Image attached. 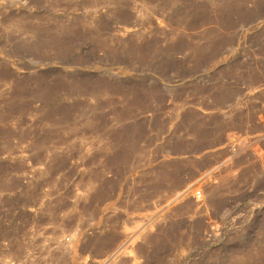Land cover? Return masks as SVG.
Instances as JSON below:
<instances>
[{"label": "rangeland", "instance_id": "374dc122", "mask_svg": "<svg viewBox=\"0 0 264 264\" xmlns=\"http://www.w3.org/2000/svg\"><path fill=\"white\" fill-rule=\"evenodd\" d=\"M0 264H264V0H0Z\"/></svg>", "mask_w": 264, "mask_h": 264}, {"label": "built area", "instance_id": "2783aa9c", "mask_svg": "<svg viewBox=\"0 0 264 264\" xmlns=\"http://www.w3.org/2000/svg\"><path fill=\"white\" fill-rule=\"evenodd\" d=\"M197 196L200 197V192H198Z\"/></svg>", "mask_w": 264, "mask_h": 264}]
</instances>
